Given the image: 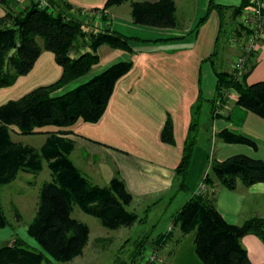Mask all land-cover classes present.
<instances>
[{"label":"trees","instance_id":"trees-1","mask_svg":"<svg viewBox=\"0 0 264 264\" xmlns=\"http://www.w3.org/2000/svg\"><path fill=\"white\" fill-rule=\"evenodd\" d=\"M123 1L106 0L102 7L92 9L100 12V23H103L107 18L105 9ZM0 3L4 9L0 15V87L12 84L19 75L27 73L44 49L54 53L56 62L62 68L56 80L38 85L0 104V227L10 226L14 229L2 206V185L13 181L20 171H40L43 160L50 170V178L39 187L37 208L26 228L36 245H29L14 232L12 245L0 243V264H40L43 261L59 264L80 254L88 239V224L71 214L75 204L96 216L103 226L112 229L136 221L145 222L148 218L149 208L144 210L142 216L127 208L132 195L122 179L114 176L106 185H98L88 179L70 158L73 141L64 136L69 130L63 129L78 118L97 120L106 108L116 79L130 69L132 60L116 61L85 81L56 92L69 81L90 71L99 59L96 52L99 44L107 43L127 50L131 47L127 36L103 24L96 29L91 17L82 15V8L65 0H52L51 8L40 7L34 0H25L21 8H16L17 0H0ZM248 3L249 0H243L234 7L235 13L240 14ZM209 7L221 9L222 6L210 0ZM131 16L135 22L146 25L174 27L179 24L174 0L131 1ZM243 29L237 20L232 31L242 34ZM245 54L246 62L239 73L234 70L216 71V95L211 99L213 114H216L215 100L222 90L233 88L235 103L264 118V79L252 83L246 81L255 58L253 50L245 51ZM201 100L200 96L193 106L194 121L175 167L180 188L185 186ZM45 126L59 129L42 130ZM37 132L48 134L39 147L12 137V133ZM216 135L226 142H242L256 147L251 139L226 129ZM161 138L167 142L173 141L169 118L161 130ZM214 179L230 189L235 188L238 181L245 185L264 181V159L240 152L221 160L212 158L203 180L211 185ZM213 193L209 189L192 193L171 213V224L181 234L196 229L195 251L203 264H252L241 237L254 233L264 242V217L250 216L240 223H229L218 211ZM172 235L171 228L167 233H157L151 240L161 245ZM149 237V234H145L136 239L129 260L116 256L112 264H136V259L142 256L147 247ZM170 239L177 242V238ZM172 251V248L169 249L168 255Z\"/></svg>","mask_w":264,"mask_h":264},{"label":"crops","instance_id":"crops-1","mask_svg":"<svg viewBox=\"0 0 264 264\" xmlns=\"http://www.w3.org/2000/svg\"><path fill=\"white\" fill-rule=\"evenodd\" d=\"M65 1L82 8V15L86 16L88 9L102 7L106 0ZM131 1L135 0L108 6L105 9L107 18L103 23H100L98 16L91 22L96 29L103 24L127 36L131 48L127 50L107 43L99 44L96 47L99 59L90 71L69 81L56 92L85 81L116 61L132 60L130 69L116 79L101 116L95 121L78 118L63 129L69 130L64 136L73 141L71 157L84 174L99 185L109 184L111 178L117 176L132 195V208L139 204L143 210L149 208V213L160 203H171L180 193H183L181 204L188 199L197 191L212 158L221 160L240 152L264 159V118L235 103V95L223 100L222 112L212 113L216 71H232L233 60L239 50L229 41V35L240 15L235 13L234 7L243 0H213L222 6L221 9L208 8L210 0H174L175 14L180 22L174 27L135 22L131 16ZM3 13L0 3V15ZM253 51L255 64L246 77L248 83L264 79V39L258 42ZM61 71L54 53L48 49L42 50L27 73L19 75L12 84L0 87V104L38 85L56 80ZM200 96L202 100L193 132L195 143L185 186L180 188L175 167L194 121L193 106ZM204 100L208 101L206 108L203 107ZM167 118L172 123V142L161 138ZM57 129L54 126L42 127V130ZM224 129L251 139L256 147L242 142L223 141L216 134ZM35 134L44 137L43 140L48 135L47 132ZM207 189L214 192L215 205L229 223H240L250 216L264 217V181L249 185L238 181L236 187L230 189L214 179ZM23 194V189L14 192L8 201L12 214H6L13 219V226L26 230L37 206L31 202L34 204L33 213L25 221L19 206ZM118 228L109 229L114 231ZM172 230V237L162 247L166 255L169 249L173 250L168 255V264H203L195 251L196 229L184 234L176 226ZM90 234L89 227L87 243ZM110 235L107 231L103 235L97 234L93 240ZM170 238H177V242ZM0 240L9 244L14 240L9 227H0ZM241 243L252 264L264 262V242L259 236L246 233L241 237Z\"/></svg>","mask_w":264,"mask_h":264},{"label":"rangeland","instance_id":"rangeland-1","mask_svg":"<svg viewBox=\"0 0 264 264\" xmlns=\"http://www.w3.org/2000/svg\"><path fill=\"white\" fill-rule=\"evenodd\" d=\"M24 1L25 0H17L16 8H21L23 6L22 4L24 3ZM48 1L50 3L52 2V0H48ZM89 11L91 10L88 9L86 11L87 12L86 16L90 15ZM100 15L101 14H99V16ZM99 16L97 18H99ZM93 19L95 18L92 15L91 21ZM178 23H180L179 20ZM206 103H208V101L204 100V105H203L204 108H206ZM12 137L15 140L18 139L22 143H27L35 147H39L45 141L43 140L44 137L39 136L35 133H31V134L12 133ZM72 150H73V146L69 152V156L73 161V158L71 157ZM18 175L19 177L17 176V178H15L13 181L2 185L1 187L2 206L5 209L6 213L10 216L12 212L9 210L8 201L14 195V192L16 190L23 189L25 194H23L22 196L23 199L19 206H21L24 215V220L28 221V217H30V215L33 213L32 208L34 207V204L32 205V203H35L37 206L38 203L37 193L39 191V187L41 183L44 180L50 178L49 168L47 162L43 160L42 168L40 171L36 173L33 172L29 173V171H20ZM87 177L92 183L96 182L93 178L90 179L89 176ZM99 181H100L99 183H102L101 182L102 180ZM202 182L205 184L204 189H200V184ZM207 188H208V184L202 178L198 185L197 190H201L200 192H203ZM182 194L183 193L177 195L175 199L171 203H168L167 205L165 203H160L154 206L152 209H150L148 213L147 221L145 222L136 221L131 225L120 226L117 230L114 231L110 230L108 227L103 226L96 216L85 212L80 208L79 205L75 204L73 206L71 214L72 216L78 219L84 220L89 225L91 230L89 242L88 243L86 242L87 245L85 244V246L83 247L80 253L81 256L78 259L74 258L77 256L75 255L73 258L70 259L71 261L69 260L61 261L59 262V264H112L114 263V259L116 256H118L121 259L129 260L131 251L133 250L134 242L136 241L137 238H140L145 234H149L150 237L148 238V240H146L147 247L144 249L142 256H140L139 259H136L137 260L136 264H168V255H166L165 249L162 250V247L163 245H165V243L158 245V243H156V241L154 240H151V238L152 236H154L153 234L157 233L158 231H160V233H165V232L167 233V231L173 228V225L171 224V220H170V213L172 211L174 212L176 207H178L181 204ZM127 208L136 211L139 216H142L144 214L143 206L140 207L139 204H137L134 208H132V204L130 203L129 205H127ZM8 218L12 223L13 219L11 217ZM168 224H170V226H168ZM3 227H9V229H11L13 233L16 232L20 237L24 238L29 243V245H36L34 239L28 235L27 229L24 230V228H18L17 226H14V229H12L10 226H3ZM107 231H109L112 235L108 237H103L100 240H97V238L93 240L94 236H96L97 234L102 233L103 235ZM13 238H14V234H13ZM1 241L2 240H0V243H3V241L2 242ZM152 250H158V255L156 256V258L151 260L149 256ZM40 264H48V263L43 261Z\"/></svg>","mask_w":264,"mask_h":264},{"label":"built area","instance_id":"built-area-1","mask_svg":"<svg viewBox=\"0 0 264 264\" xmlns=\"http://www.w3.org/2000/svg\"><path fill=\"white\" fill-rule=\"evenodd\" d=\"M40 7L51 8V3L48 0H34ZM264 0H249V3L244 6L239 15V25L244 29L242 34H237L232 31L229 35V41L238 46L239 50L233 60V70L239 73L245 65L246 54L245 51L255 50L257 48L258 42L264 38ZM90 14L94 18L99 16L100 12L98 10H91ZM89 16V15H88ZM246 31V33H244ZM233 88H225L222 90V94L217 97L214 106V113L222 112V102L223 100L231 95H235ZM203 187V188H202ZM205 184L202 182L200 184V189H204ZM197 190L196 192H200ZM158 255V250H152L150 252L149 258L152 260Z\"/></svg>","mask_w":264,"mask_h":264},{"label":"water","instance_id":"water-1","mask_svg":"<svg viewBox=\"0 0 264 264\" xmlns=\"http://www.w3.org/2000/svg\"><path fill=\"white\" fill-rule=\"evenodd\" d=\"M13 243H14V240H13V241H11L10 245H12Z\"/></svg>","mask_w":264,"mask_h":264}]
</instances>
